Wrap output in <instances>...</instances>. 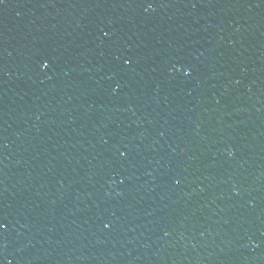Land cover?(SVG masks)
Masks as SVG:
<instances>
[{
	"label": "water",
	"instance_id": "water-1",
	"mask_svg": "<svg viewBox=\"0 0 264 264\" xmlns=\"http://www.w3.org/2000/svg\"><path fill=\"white\" fill-rule=\"evenodd\" d=\"M0 223V264H264V0H2Z\"/></svg>",
	"mask_w": 264,
	"mask_h": 264
},
{
	"label": "snow or ice",
	"instance_id": "snow-or-ice-1",
	"mask_svg": "<svg viewBox=\"0 0 264 264\" xmlns=\"http://www.w3.org/2000/svg\"><path fill=\"white\" fill-rule=\"evenodd\" d=\"M0 2H2V0H0ZM125 63H128V61H125ZM121 155H123V153H121ZM4 227H5V225L3 223H0V229H3Z\"/></svg>",
	"mask_w": 264,
	"mask_h": 264
}]
</instances>
